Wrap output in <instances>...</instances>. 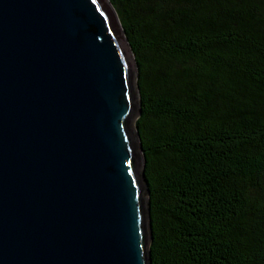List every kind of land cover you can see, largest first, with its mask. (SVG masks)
I'll return each instance as SVG.
<instances>
[{
	"label": "water",
	"instance_id": "95a60500",
	"mask_svg": "<svg viewBox=\"0 0 264 264\" xmlns=\"http://www.w3.org/2000/svg\"><path fill=\"white\" fill-rule=\"evenodd\" d=\"M136 75L109 0H0V264H150Z\"/></svg>",
	"mask_w": 264,
	"mask_h": 264
},
{
	"label": "trees",
	"instance_id": "16d2710c",
	"mask_svg": "<svg viewBox=\"0 0 264 264\" xmlns=\"http://www.w3.org/2000/svg\"><path fill=\"white\" fill-rule=\"evenodd\" d=\"M137 66L150 264H264V0H109Z\"/></svg>",
	"mask_w": 264,
	"mask_h": 264
}]
</instances>
